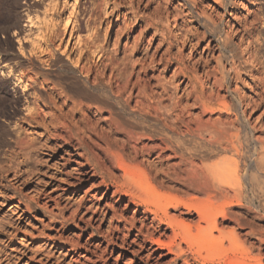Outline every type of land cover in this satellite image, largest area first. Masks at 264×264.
Segmentation results:
<instances>
[{"label":"rangeland","instance_id":"rangeland-1","mask_svg":"<svg viewBox=\"0 0 264 264\" xmlns=\"http://www.w3.org/2000/svg\"><path fill=\"white\" fill-rule=\"evenodd\" d=\"M260 21L264 0H0V264H228L239 249L249 253L240 264H264V223L244 199L185 190L190 174L221 160H236L246 181L252 143L264 137ZM232 59L237 72L221 85L217 68ZM139 113L180 132L224 122L227 148L204 161L172 158L146 138ZM234 129L248 143L244 159L231 147ZM158 194L226 216L206 239L196 212L165 214ZM187 226L190 244L175 236Z\"/></svg>","mask_w":264,"mask_h":264},{"label":"bare ground","instance_id":"bare-ground-1","mask_svg":"<svg viewBox=\"0 0 264 264\" xmlns=\"http://www.w3.org/2000/svg\"><path fill=\"white\" fill-rule=\"evenodd\" d=\"M206 20H207L208 24L211 25V28L208 29V31L211 32V30L215 26H214L212 21H210L209 19H206ZM256 34H257L256 37L259 38L260 42L262 43V41L264 40V38L262 37L264 35V22L263 21H260V26L256 30ZM229 42H231V41H229L227 37H224L223 45H226ZM261 45L259 47H261ZM254 60H256L257 63L260 65V71H261V74H263L262 78H264V52H261L259 49L257 52V55L254 57ZM227 64H228V62H227ZM217 71H218V74L220 75L219 79H220L221 85H223L224 81L226 82V77H229L228 76L229 72L236 74V72H237L236 62L233 59L230 60V63H229V66L227 69L224 66V62L220 63V65L217 68ZM119 87H120V85H119ZM118 90L119 89H117V91ZM215 94H217V93H215ZM213 95H214V93H213ZM213 95H212V93H210V95H208L207 99H209V101H206L208 104L215 102ZM214 97L218 98L217 96H214ZM114 98L116 99L115 105L117 104L121 108H124L128 104L127 100L120 99L119 96L114 97ZM236 103L238 104V102H236ZM244 105L247 107V106H250V103H247ZM223 106H224V104H223ZM226 108H230V107L226 106ZM245 111L243 110L242 113L244 114ZM239 112H241V110ZM232 115H234V114H232ZM138 118L141 119L140 124L142 125V129L144 130L143 132L147 133L146 138L148 140L150 139V141L158 140L160 142V145L162 144L164 146V150L170 151L172 158L181 157V156L186 155V156H188V158L190 160L196 159L199 161L200 160L204 161V160H207V158H209L211 153H213V155L216 154V152L214 150L224 151V149L226 150V148H227L224 146V122H220L217 125L216 121H214V124H212L210 126L212 128L211 130L209 129L210 127L204 128L203 127L204 125L202 126V124L200 122H198V127H196L195 129L191 130L188 128L186 131L183 129L184 131L180 132V131H175L172 127L171 128L173 130L170 129L169 126H168L169 127L168 128L166 126L167 124L161 122L159 120V118H157V117H153L150 115L139 113ZM228 119L230 120V118H228ZM234 119H235V121L237 120L236 118H234ZM248 124H249V122H248ZM187 125H189V124H187ZM232 125H233V123H232ZM249 129H248V133H250ZM202 132H207V134H206L207 136L203 135ZM211 133H214V134L211 135ZM187 138L191 139L189 148L187 147V142H189L190 140H186ZM229 139H231L230 142H231V147H232L233 151L236 153V155L240 159H242V158L244 159L245 158V147L248 145V143L246 142L245 137L243 138V136L240 135V130L234 129V132L232 134H229ZM229 139H227V141ZM138 140H140V139H138ZM252 140H253V137H252ZM249 141H251V140H249ZM249 144H250V142H249ZM252 144H254L252 146H253L255 157L252 158V160L250 162L251 164L248 165V169L246 170V173L244 172L245 176H244L243 180H246V181H244V183H242V180L240 181V177H239L240 175H238L237 169L235 168V167H237V161L234 159H232V160L228 159V160H221L214 166H211V165L208 166V165L204 164L202 166V171H201L202 175L199 172H196V176H199L198 178H201V180H203V182H199L200 184L198 183L199 186H197V187H195L193 180H198V178L197 177L194 178L190 174L187 178V180H190V181L186 182L187 184H185V187H186L185 190L186 189H189V190L199 189L200 191H203V190H208V189H214L215 191H217L221 194L223 193V195H224L225 190L227 192V189H231L232 194L231 193H230L231 195L227 194L228 192L225 193L226 198L235 199V200H237L236 202H238L240 204H241V200L244 199L245 202L247 203V205L245 207L248 210V213H253L252 214L253 220H255L259 223H261V222L264 223V189L260 188V186L258 184L251 181V180H264V137L256 136L255 141ZM209 147H214V149H210ZM182 150H184L185 152L181 153ZM178 152H180L181 155H179ZM171 156H169V158ZM238 157H237V159H238ZM252 164H253L254 169L250 170ZM242 170H243V168H242ZM196 171H198V170H196ZM243 174H241V175L243 176ZM226 175H229V176L233 175L235 178L234 180H237V182L235 184L224 183L223 177ZM241 179H242V177H241ZM124 180L125 179H123V181H121V182L124 183L127 181L128 185L129 184L132 186L134 185L133 187H135L137 184V187H135V188L139 191V189H138L139 183L137 181H136L137 182L136 183L135 180H131L129 178H128V180H125V181ZM123 183H121L120 185H122ZM126 185H125V187H126ZM221 185H223L224 189L221 187ZM182 186H184V184ZM123 187H124V185H123ZM142 187L143 186L141 185V189L143 190V191L142 190L141 191L143 193L147 194L146 189H143ZM135 188H133V189H135ZM244 190L245 191L249 190L251 193V196H249L247 193H246L247 195H244V192H245ZM132 191L133 190H131V192ZM134 193H136V192H134ZM134 193H133V195H134ZM145 194H144V196H145ZM136 196H139V194H136ZM131 197H132V195H131ZM150 197L148 196L149 199H150ZM157 197L158 198H156V195H155L154 199H156V202L158 205L163 207L165 214H167L166 212H167L168 207H176L177 208L179 206H182L187 211L193 210L194 212H196L198 215V222H205V224H206V227L203 229L205 234H207L206 239L209 237H212L211 231L213 228H215V222L217 220V216L222 215V214H224L222 216H226L225 209L223 210L222 208H219L218 206L206 205L203 208L198 209V208H195L193 206V204L189 201L187 202V201L179 200V199H176V198H173V197H170L167 195H161V194H158ZM151 200H152V198H151ZM145 201H146V199H145ZM253 220H251V222H253ZM251 222H250V224H251ZM261 229H263V228L261 227ZM174 232H176V231H174ZM219 233H220L219 235L221 237L224 236V238H226L231 245L236 244V237L234 236L233 232L232 233H229V232L224 233V235L222 232H219ZM250 234H253V233H250ZM257 234L259 236H262L263 238H261V239L264 241V229L262 232H259ZM175 236L177 238H179L181 243H188V244H190V242L193 238L190 226H187L186 228L185 227L180 228L179 231L177 233H175ZM178 244H180V243H178ZM232 253L234 254V261H229L228 264H240L241 262L246 261V259H249V256H248L249 253L247 250L239 249V250H237V252L232 251ZM258 262H260V260Z\"/></svg>","mask_w":264,"mask_h":264}]
</instances>
